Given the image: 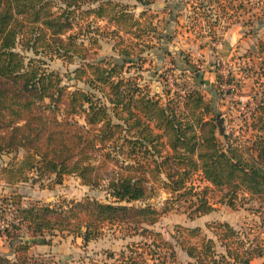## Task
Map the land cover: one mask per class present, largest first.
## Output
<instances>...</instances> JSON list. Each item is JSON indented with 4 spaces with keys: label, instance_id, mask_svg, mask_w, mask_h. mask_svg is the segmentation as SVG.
I'll list each match as a JSON object with an SVG mask.
<instances>
[{
    "label": "trees",
    "instance_id": "16d2710c",
    "mask_svg": "<svg viewBox=\"0 0 264 264\" xmlns=\"http://www.w3.org/2000/svg\"><path fill=\"white\" fill-rule=\"evenodd\" d=\"M57 1L60 4L0 0V153L24 152L22 160L16 156L1 167L0 175L10 183L22 182L30 173L39 178L53 175L60 183L64 176L76 174L86 186L97 188L103 181L100 169L113 151L118 172L107 181L113 201L104 204L86 198L27 208L19 205L18 221L0 229V238L13 247L14 258L0 255V264H49L30 255L32 246L51 242L45 237L58 233L81 238L87 245L103 236L105 225L126 223L140 228L127 238L140 241L128 243L118 253L105 251L103 261L90 264H182L176 247L190 259L185 264H251L264 258V238L251 239L226 222H213L206 231L176 227L172 243L149 228L171 206L161 212L151 206L127 207L150 198L158 186L174 195L176 203L186 204L190 219L214 212L217 204L235 209L245 201L256 202L259 206L253 212L264 214V41H259L254 54L259 61L253 79L261 92L248 110L251 136L245 141L232 133L220 137V114L201 92L172 93L164 85L156 93L142 81L147 51L173 40L167 19H159L151 11L156 0H133L144 7L139 15L128 12L125 0ZM208 1L222 7L220 0ZM229 1H238L243 7L241 0ZM84 5L94 20L87 27L86 42L79 44L78 35L70 33V16ZM190 6L196 16L193 19L199 16L207 24L211 40L221 42L226 29L221 28L224 8L209 16L200 9L204 4ZM55 7L59 13L54 12ZM108 7L111 15L106 13ZM163 12L171 16L173 10L168 6ZM127 20L128 25L124 24ZM143 20L149 22L148 27ZM260 20H264V12L258 24ZM100 21L106 23L103 28L95 26ZM110 27H115L111 37L120 61L99 56L101 39ZM19 46L35 57L27 61L17 51ZM42 57L70 65L78 59L67 79L84 88L72 90L65 85L62 76L43 67L46 61ZM252 57L251 53L243 56L251 61ZM96 159H102V165H96ZM195 177L206 185H194ZM217 191L223 196L214 201L211 194ZM2 202L7 203L8 198Z\"/></svg>",
    "mask_w": 264,
    "mask_h": 264
},
{
    "label": "rangeland",
    "instance_id": "374dc122",
    "mask_svg": "<svg viewBox=\"0 0 264 264\" xmlns=\"http://www.w3.org/2000/svg\"><path fill=\"white\" fill-rule=\"evenodd\" d=\"M48 1L60 4L57 0ZM241 1L244 2L242 3L243 7H239L240 3L238 1L232 3L229 0H220L222 7H218L217 4L211 3L208 0H174L175 4L183 5L179 6L180 9L186 7L187 12H189H186L187 17H185V23H183L184 27L187 29L189 26L191 29L190 31L193 33L196 32L199 36L204 35L205 39L202 40V43L205 46H207L206 43L211 41L215 44V47H213V50L204 49L202 51L198 48H189L188 44H190V42L183 41L179 46L182 53L177 54L176 58H173L174 62L168 58L164 63H161L162 60L157 58L156 55H151L154 64L145 65V68L148 71L143 74V78H146L147 80L149 72H152L153 78L151 79V88L156 93H160L163 84H166V86L171 88L170 90L172 93L177 92L181 94L184 93L186 89L198 90L206 99L212 100L214 108L218 114H220V119H224V133H232L234 137L245 141L251 136V131L248 130V110L254 107V100H259L260 98L261 88L254 84L255 79H253L255 70H258L256 66L259 60H256L257 63L253 64L243 58V52L245 50V46L243 45L245 43H239V45H236L232 51H224L220 45L221 42H213L211 40L212 36H209L210 29H208L207 24L199 18V16L198 19H193L196 16L193 15L192 7L190 6L192 3H198L199 7L200 4H204L205 8L200 9L207 15H209L211 11L212 13H221V8H224V14L222 17L223 24H221V28L226 27V29L223 32V37L228 29L238 24V26L242 27L246 33H253V35H256L257 39H264V21L259 23L260 26H258V17L264 12V0ZM123 4L130 6V11L128 12H132L133 14H136L137 10L142 8L141 6L137 7L133 0H125L123 1ZM174 6L175 5H173V7ZM199 7L197 9H199ZM53 9L54 12L59 13L58 7ZM87 9L88 6L84 5L76 11L75 14L70 16L72 18L70 22L73 28L70 33L75 34L76 36L78 35L77 43L79 44L83 41L86 42V34L88 33L87 27L89 24L92 25L94 20L91 18L92 15L86 14ZM196 11L199 13L198 10ZM106 13L108 15L113 13L110 7L106 9ZM128 22L129 20L124 24L128 25ZM142 22L144 26L148 27V21L143 20ZM105 24L104 21H100L95 26L103 28ZM192 25L194 26V30L192 29ZM158 28H162L160 24L158 25ZM114 29L115 27H110V29L106 31L108 35H106L104 39H101L100 45L102 48L100 58L112 57L115 60H119V57L113 50L115 40L111 37V30ZM183 29L184 28L182 27L181 30L184 31ZM216 46L218 47V50H216ZM17 51L23 54L27 58V61L29 58L35 57L31 52L23 50L21 46L18 47ZM159 55L161 56L162 53H159ZM43 59L46 61H44L45 65L43 67L62 76L65 81L64 84L70 85L72 90L76 89V86L78 88H84L82 84H76L67 79L68 73L78 66V59H76L74 64L71 65L64 63L63 60L58 58H54L53 60H49L48 58ZM229 79H231L234 89H222L220 84ZM60 118H62V114L60 115ZM75 120L83 123L81 118H75ZM218 133L221 137L222 135L219 132V128ZM110 152H112L113 155L107 159L106 166H102L100 169V176L103 181L100 184L101 187L97 188L86 186L82 179L76 174L64 176L60 183H56L55 176L53 175L39 178L37 173H30L26 175V179L22 182L14 181L13 183L6 181V177L0 175V229L10 222L18 221L16 209L19 205L21 208H27L32 204L81 202L86 198L94 199L104 204H111L113 200L110 198L107 189V181L114 173L118 172V169L114 159L116 154L113 151ZM23 155V151H20L17 155L14 152L0 153V168L5 167L7 163L16 156H18L19 160H22ZM101 161L102 159H96L94 160V163L96 165L101 164ZM194 182V185L196 186L199 185L203 187L206 185L205 183H200L199 178L197 177L194 178ZM156 187V189L150 192V198L141 202L129 204L127 207H133L136 209L151 206L161 212L168 208V206H171L172 210L164 215L155 226L149 228L155 232L161 233L166 240L172 243H174L172 236L176 227H205L206 224L214 221L227 222L235 229L244 231V233L249 235L251 239L255 237L261 239L264 238V214L253 212L254 209L259 206L256 202H240L235 209L217 204L216 211L211 215L191 220L185 212V208L187 207L185 203H176V201H174V195L168 194L163 188ZM211 196L214 201H218L223 196V192L217 191L211 194ZM4 198H8V202L5 204L2 202V199ZM10 199L13 200L11 201ZM122 205L126 206V204ZM131 215L135 216L133 212H131ZM80 217L84 218L85 215ZM131 224L132 223H126L124 225H105L102 229L103 236L87 247H81V245H79L81 244V241H75L69 236H60L58 233L54 237L47 236L45 239H50L51 242L54 240L57 246H59L64 252L66 251L65 253L69 255V262L71 264L100 263L105 258V251H114L118 253L129 242L140 241L137 237L127 238L131 233L135 234L140 230V228L134 229L135 225ZM127 229L131 230V232ZM207 234L209 235V233ZM25 240L29 239L25 238ZM38 240L42 241L43 239L41 238ZM13 253V247L9 242L4 238H0V255L13 259ZM178 253L179 261L183 263L185 260L184 253L180 250Z\"/></svg>",
    "mask_w": 264,
    "mask_h": 264
},
{
    "label": "crops",
    "instance_id": "0c3cea01",
    "mask_svg": "<svg viewBox=\"0 0 264 264\" xmlns=\"http://www.w3.org/2000/svg\"><path fill=\"white\" fill-rule=\"evenodd\" d=\"M173 5H175V6L173 7ZM176 5H179V4H175L174 0L173 1L172 0H156V2L151 6L152 13L159 14V19H163V18L167 19V22H168L167 31H171V32H169V35L173 36V40L172 41H163V43L159 44L155 49H151L150 51H147L148 55H147V62L145 63V65L146 64H150V65L154 64L153 60L151 59V55H156L157 58L162 60L161 63H164L166 61V59H168V58L171 59L172 62H174L173 58H176L177 54L182 53L179 46H180V43L183 41H189L190 42V44H188L189 48H195V49L198 48L202 51L204 49H210V50L212 49L213 50V47H215V44L212 43L211 41L206 43L207 46H205L202 43V40L205 38H201V37L197 36L192 31H187L186 27H184V25H183V23H185V17H187L186 16L187 8L185 7L184 9H180L179 6H183V5L180 4L178 7ZM139 6H141V5H137V7H139ZM168 6H170L173 10V13L171 16L168 15V13L163 12L165 10V8ZM141 7L142 8H139L140 10H137L136 15H139L140 12H142L144 10V7L143 6H141ZM187 13H189V12H187ZM260 21L262 22L264 20H260ZM258 26H260V25L258 24ZM182 27L184 28L183 29L184 31L181 30ZM255 32H256V30H255ZM223 38L224 39H222L220 45L224 51H227V52L229 50L232 51L236 45L237 46L239 45V43H242V44L245 43L243 45V46H245L243 56L246 55L247 53H251L253 55L252 61L250 58L247 60L253 64L257 63L256 62L257 58L255 57L254 54L257 51V45H258L259 41H264V39H261V38L257 39L256 35H253V33H250V34L246 33L242 27L238 26V24L234 25L230 29H228V31L225 33V36ZM113 50H114V48H113ZM216 50H218V47ZM159 53H162V55L160 56ZM100 54H101V49L99 51V56H100ZM145 65L143 67L144 71L141 74L142 75V81L144 83H147L150 87H152V82H151V79L153 78L152 72H149V74L147 76V80H146V78H143L144 77L143 74L148 71L145 68ZM165 82H166V80H165ZM162 84H163V82H162ZM164 85H166V84L162 85L161 91H162ZM169 89H171V88H169ZM212 213H210L208 215H211ZM208 215H205V216H208ZM205 216H201V217H205ZM195 219H197V218H195ZM191 220H194V219H191ZM214 222H217V221H214ZM211 223H213V222H211ZM211 223L206 224L205 227H200V226L198 227L197 226V227H187V228H201L202 230L206 231L207 226ZM222 223H224V222H222ZM183 227H186V226H183ZM206 233H208V232H206ZM209 236H211L210 233H209ZM72 238L75 241H81V244H79V245H81V247H87L92 242H95V241H92V242L88 243L87 245H85L81 238H74V237H72ZM26 239H29V238L26 237ZM178 249L182 253H184V255H185V260L182 264H185L187 261H190V259L186 255V253L182 249H180L179 247H176L177 254L179 255ZM65 252L59 246L56 245V242L54 240L52 242H50L49 244H36V245L32 246L30 249V255L35 256V257H39L43 260H46V262L50 261L49 264H55V263L67 264V263H70L69 262V260H70L69 255L66 254ZM251 264H264V258H256L251 262Z\"/></svg>",
    "mask_w": 264,
    "mask_h": 264
},
{
    "label": "built area",
    "instance_id": "2783aa9c",
    "mask_svg": "<svg viewBox=\"0 0 264 264\" xmlns=\"http://www.w3.org/2000/svg\"><path fill=\"white\" fill-rule=\"evenodd\" d=\"M220 86H221L222 89H225V88L234 89L232 83L229 82V81H226V80L223 81Z\"/></svg>",
    "mask_w": 264,
    "mask_h": 264
},
{
    "label": "water",
    "instance_id": "95a60500",
    "mask_svg": "<svg viewBox=\"0 0 264 264\" xmlns=\"http://www.w3.org/2000/svg\"><path fill=\"white\" fill-rule=\"evenodd\" d=\"M223 123H224V119L221 118L218 122V128H219V132L221 135H223L224 133V127H223Z\"/></svg>",
    "mask_w": 264,
    "mask_h": 264
}]
</instances>
